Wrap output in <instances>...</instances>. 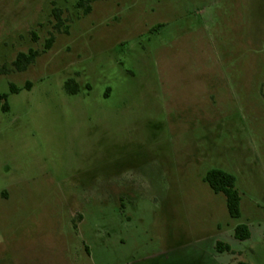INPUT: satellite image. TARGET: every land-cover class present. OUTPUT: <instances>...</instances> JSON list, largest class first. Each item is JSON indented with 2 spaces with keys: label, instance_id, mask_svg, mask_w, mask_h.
<instances>
[{
  "label": "rangeland",
  "instance_id": "374dc122",
  "mask_svg": "<svg viewBox=\"0 0 264 264\" xmlns=\"http://www.w3.org/2000/svg\"><path fill=\"white\" fill-rule=\"evenodd\" d=\"M78 1L0 0V264H264V0Z\"/></svg>",
  "mask_w": 264,
  "mask_h": 264
},
{
  "label": "trees",
  "instance_id": "16d2710c",
  "mask_svg": "<svg viewBox=\"0 0 264 264\" xmlns=\"http://www.w3.org/2000/svg\"><path fill=\"white\" fill-rule=\"evenodd\" d=\"M92 2V0H79L75 7L76 8H82L84 7L85 4H88ZM54 5V4H53ZM89 12V6H86L84 9V13ZM60 10L53 7L52 8V16L55 20V25L54 28L58 29L60 28V24H62V20L60 18ZM158 28V27H157ZM53 43V37H50L44 47L45 49L50 48V46ZM38 52L29 50L28 53H19L17 54L16 58L12 62V68L13 69H8L6 66H1L0 67V76L4 74H9L11 71H16V72H22L26 69V67L32 63L34 58L37 56ZM67 87H70V81L66 83ZM11 93H17L18 90L10 85L9 87ZM72 89V88H71ZM70 90V89H69ZM72 93L74 91L70 90ZM7 98L6 94L0 95V102L4 101L2 105V110L6 112L8 110V106L5 102ZM204 182L207 183L209 188L215 193V194H222L225 198V203H226V209L228 212V215L233 218L237 219L240 217V195L239 192L235 188V178L228 174L225 173L221 170H210L208 171L205 176H204ZM233 236L235 239L240 240V241H245L250 237V232L249 229L246 225H238L234 228L233 231ZM215 250L219 253H224V252H231V248L224 244L223 242L217 241L215 244ZM235 264H249L245 262H236Z\"/></svg>",
  "mask_w": 264,
  "mask_h": 264
}]
</instances>
